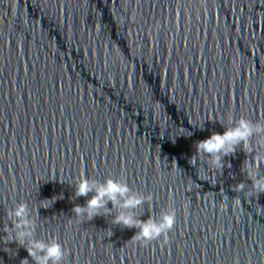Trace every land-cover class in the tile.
<instances>
[{
	"label": "water",
	"instance_id": "water-1",
	"mask_svg": "<svg viewBox=\"0 0 264 264\" xmlns=\"http://www.w3.org/2000/svg\"><path fill=\"white\" fill-rule=\"evenodd\" d=\"M229 114L264 124V0H0V264H35L6 237L19 202L63 264H264L255 153L189 163ZM81 176L151 193L141 220L175 210L167 242L114 225L111 202L78 218Z\"/></svg>",
	"mask_w": 264,
	"mask_h": 264
},
{
	"label": "clouds",
	"instance_id": "clouds-1",
	"mask_svg": "<svg viewBox=\"0 0 264 264\" xmlns=\"http://www.w3.org/2000/svg\"><path fill=\"white\" fill-rule=\"evenodd\" d=\"M227 124L221 123L225 127L223 134L213 132L209 138L196 143V153L189 163L196 167V157L206 156L207 162L215 168L223 170L225 168V157L234 155L242 145L243 150L248 153H255L252 159H246L241 171L246 173L248 179L252 181V189L249 196L254 192L256 195L264 194V175L260 172L261 164H264V154L256 150L252 144L253 137H259V144L264 147V124L253 122L241 116L235 119L234 115H227ZM227 166L230 168L231 164ZM75 196L87 197L93 193L91 199L86 204L75 205L72 211L74 214L87 221H91L97 216L112 215V208L116 209L112 223L124 228L138 229L133 238L147 246L154 240L163 237L167 242L169 233L174 229L176 223L175 210L162 211L159 218L150 216L146 221L141 220L137 214V209L146 202L152 200V194L147 196L133 191L126 181L115 178H107L104 181L81 176L75 182ZM245 184L239 183L234 191H243ZM109 202L112 208L108 207ZM7 216L11 221V227L5 226L7 240L24 247L28 256L35 264H63L65 257L70 255V250L66 249L57 238L45 241L36 237V222L32 217V210L27 202H19L14 208L7 210ZM132 238V239H133ZM28 258L24 259L27 264Z\"/></svg>",
	"mask_w": 264,
	"mask_h": 264
}]
</instances>
